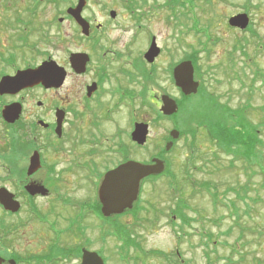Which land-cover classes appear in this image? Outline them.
I'll return each mask as SVG.
<instances>
[{
	"label": "flooded vegetation",
	"instance_id": "flooded-vegetation-1",
	"mask_svg": "<svg viewBox=\"0 0 264 264\" xmlns=\"http://www.w3.org/2000/svg\"><path fill=\"white\" fill-rule=\"evenodd\" d=\"M90 1L95 0H86V7ZM121 1L125 14L105 11L102 22L85 16L83 10L82 17L89 24L86 36L68 13L79 0H0V264H81L83 251L89 247L84 242L66 245L63 241L71 229H55L58 225L50 214L42 213L38 203L45 200L51 205L56 200L67 205L61 189H68L69 177H77L79 185L83 188L84 183L90 190L92 203H80L81 213L70 218L69 225L84 237L83 208L87 206L92 218L100 219L99 189L105 175L134 160V145L139 150L147 148L132 140L136 124L151 128L164 120L160 109L165 95L180 108L183 95L174 69L182 61L173 55L166 69L167 86L161 85L156 67L166 49L145 24L154 12L145 9L147 0ZM205 1L208 5L209 0ZM179 2L168 0L160 8L167 6L170 17L176 19ZM53 5L58 14L53 15ZM68 23L77 30L71 44L74 49ZM190 30L195 32V26ZM118 34H129V38L119 41ZM154 42L159 54L150 63L146 55ZM74 55L81 56L77 67L71 62ZM189 57L194 64L197 54ZM45 62L63 68V84L20 89L21 73ZM150 111L156 112L151 123L144 119ZM102 145L109 147V158L121 159L102 165ZM27 189H47L48 194L33 196ZM1 197L17 210L7 208ZM32 218L50 224L55 238L46 241L28 234ZM175 257L181 258V252L176 251Z\"/></svg>",
	"mask_w": 264,
	"mask_h": 264
},
{
	"label": "rangeland",
	"instance_id": "rangeland-1",
	"mask_svg": "<svg viewBox=\"0 0 264 264\" xmlns=\"http://www.w3.org/2000/svg\"><path fill=\"white\" fill-rule=\"evenodd\" d=\"M165 2L168 0H147L145 8L154 12L145 24L158 34L166 49L156 67L160 84L167 86L166 69L173 55L175 60L184 61L195 53L202 72V79L198 80L203 81L206 94L219 104L215 105L216 99L212 102L205 94L193 98L174 121L164 119L152 125L147 148L132 147L134 160L146 162L154 157H167L174 176L173 181L161 177L156 183L146 182L136 214L116 221L131 234L139 248L132 246L129 252H122L121 240L111 234V227L103 225L102 219L92 218L87 206L83 208L84 237L80 232L82 236L78 235L76 226L69 225L70 218L76 219L74 215L81 213L80 203H92L90 190L84 183L82 188L77 177H69L68 189H61L70 203L64 205L55 200L50 205L44 200L38 205L42 213L50 214L56 222L55 229H71L63 241L66 245L84 242L90 249L102 251L108 264H181V260L187 264H264V147L256 164L246 167L245 159L223 153L212 141L208 124L200 123L203 119L222 120V105L233 110L250 105L247 119L260 128L264 140V111L260 110L264 108V0H209L208 5L205 0L196 3L180 0V5L175 4L176 19L170 17L167 6L160 8ZM112 9L121 14L126 10L121 0H95L88 2L84 13L102 22L104 12ZM52 12L58 14L54 5ZM243 12L251 15L254 24L250 31H235L228 25V19ZM191 26H195V32L190 30ZM68 34L70 48L74 49L76 46L71 44L77 30L69 23ZM117 36L122 42L129 38V34ZM155 117L156 112L150 111L144 119L151 123ZM173 129L183 131L184 135L176 142L174 151L166 155L165 146ZM108 148L103 145L100 148L102 165H113L121 159L109 158ZM112 149L116 150L114 145ZM208 182L216 186V204L205 191L193 188L194 183L200 187ZM249 182V197L245 201L229 191L242 189ZM180 200L187 204L184 212L189 217L188 225L174 215ZM233 201L238 212L230 207ZM31 220L28 234L46 241L55 238L50 224ZM176 251L181 252V258L176 259ZM125 256L123 261L121 258Z\"/></svg>",
	"mask_w": 264,
	"mask_h": 264
},
{
	"label": "water",
	"instance_id": "water-1",
	"mask_svg": "<svg viewBox=\"0 0 264 264\" xmlns=\"http://www.w3.org/2000/svg\"><path fill=\"white\" fill-rule=\"evenodd\" d=\"M86 6V0H79L76 8L69 9L71 15L83 30V34L89 35V24L82 17V12ZM250 24L249 16L245 13L233 16L229 20V25L241 30L247 29ZM159 54V49L154 42L150 48L146 59L152 63ZM80 55H74L71 58L72 65L78 66ZM65 79L63 68L59 67L55 62H45L36 70L22 72L20 75V89L42 85L45 88L60 87ZM174 79L178 88L185 96L197 95L200 83L195 79V67L191 61H184L174 69ZM179 110L178 103L175 99L168 95L162 97L161 112L166 117L175 115ZM150 127L148 124H136L132 133V140L140 146H144L147 142ZM172 138L166 145V151H170L174 145V141L180 137V132L176 129L170 133ZM166 168L165 162L160 158H154L151 163L145 164L137 161H128L120 165L115 170L108 172L99 189V199L102 205V214L105 217L113 215H121L126 210L133 208L137 202L142 183L151 176H159L164 173ZM31 195L48 194L47 189H27ZM2 191L0 192V194ZM2 199V197H1ZM4 204L10 210L13 204L2 199ZM17 210V209H16ZM15 210V211H16ZM81 264H105L104 259L96 252L89 250L83 251Z\"/></svg>",
	"mask_w": 264,
	"mask_h": 264
},
{
	"label": "trees",
	"instance_id": "trees-1",
	"mask_svg": "<svg viewBox=\"0 0 264 264\" xmlns=\"http://www.w3.org/2000/svg\"><path fill=\"white\" fill-rule=\"evenodd\" d=\"M250 31V29H249ZM192 57H188V59H191ZM196 61L194 62L195 69H196V77L197 79H202V72L201 68L198 64L197 58L195 59ZM201 87L198 95L191 96V97H184L180 101V111L186 107V102L192 100L193 98L199 97L200 95L203 96L205 94V97L209 98L212 100V102L215 101L216 98L210 96L209 94H206L204 90V85L203 81L200 82ZM217 102H215V105H218V100L216 99ZM251 107L245 106L243 108H240L239 110H233L228 108L226 105H222L220 110L223 114L222 120H204L200 121V123H206L208 124L207 130L209 131V135L216 143V146L219 147V149L229 155L233 156L234 158L244 160L245 159V164L246 167L247 165L250 166L252 164H256L258 161V158L262 156V148L264 147V140L262 139L261 136V131L260 128L255 125L254 123L250 122L247 119V113L250 111ZM264 111V108L260 109ZM179 111V112H180ZM158 116L160 117L161 115L158 113ZM181 130V129H180ZM195 133V132H193ZM184 135V132H181V137ZM194 135V134H193ZM195 136H193L192 141H194ZM262 147V148H261ZM174 148L170 151L173 152ZM170 152L164 151V153L169 154ZM261 152V154H260ZM166 157V156H165ZM163 158V156H161ZM165 159V158H164ZM166 169L162 175L159 176H153L150 177L149 179L145 180V182H149L151 184L158 182L161 177H167L170 178V181L174 180V176L171 173V161L166 157ZM250 164V165H249ZM258 166L260 167L259 163ZM173 178V179H172ZM172 183V182H171ZM196 183L193 184L194 189H200L201 193L202 191H205L212 199V202L214 204L217 203L218 197L217 194L214 192V188L216 187L215 185L211 183H207L206 185H201L200 187H197L195 185ZM249 186L250 182L246 184L242 189H229L230 192L235 194L236 198L238 197L239 200L245 201V197H249ZM174 189V188H173ZM174 189L173 191H175ZM140 202V199L138 202L135 204L133 210L130 211L133 215L136 214L138 211V203ZM236 202V201H235ZM177 210L174 215L177 216L178 218L181 219L184 225L189 224V217L186 215L184 210L187 208V204H185L183 201H178L177 203ZM230 207L233 208L236 212H238V208L234 201L231 203L230 202ZM101 214V212L99 211ZM249 215V213H248ZM102 217V214L100 215ZM104 224L109 225V228L112 229L111 234L114 236H117L119 240L122 242V246L120 247V250L122 252H129L132 248L138 247L137 243L131 238V234L126 231V229H122L116 221H108L107 219L103 220ZM114 226V227H113ZM115 228V229H114ZM108 232V235H111ZM85 246H88L87 244ZM139 248V247H138ZM69 251V250H68ZM69 256V254H68Z\"/></svg>",
	"mask_w": 264,
	"mask_h": 264
}]
</instances>
